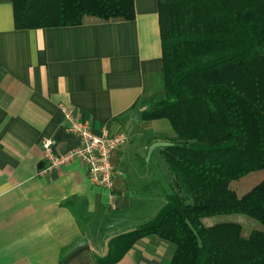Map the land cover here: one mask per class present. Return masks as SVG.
<instances>
[{
  "label": "crops",
  "instance_id": "obj_1",
  "mask_svg": "<svg viewBox=\"0 0 264 264\" xmlns=\"http://www.w3.org/2000/svg\"><path fill=\"white\" fill-rule=\"evenodd\" d=\"M133 2L131 20L16 29L11 0H0V264H97L160 208L123 163L128 142L174 134L166 119L140 118L164 93L163 64L157 0ZM61 106L96 134L126 135L112 189L92 184L79 158L40 173L44 138L61 152L77 145ZM174 250L150 234L113 264H169Z\"/></svg>",
  "mask_w": 264,
  "mask_h": 264
},
{
  "label": "trees",
  "instance_id": "obj_2",
  "mask_svg": "<svg viewBox=\"0 0 264 264\" xmlns=\"http://www.w3.org/2000/svg\"><path fill=\"white\" fill-rule=\"evenodd\" d=\"M11 3L16 29L134 18L133 0ZM157 3L164 93L140 118L166 119L173 130L177 142L159 150L173 189L97 264H113L150 234L174 245L169 264H264V0ZM257 172L253 184L233 187Z\"/></svg>",
  "mask_w": 264,
  "mask_h": 264
},
{
  "label": "built area",
  "instance_id": "obj_3",
  "mask_svg": "<svg viewBox=\"0 0 264 264\" xmlns=\"http://www.w3.org/2000/svg\"><path fill=\"white\" fill-rule=\"evenodd\" d=\"M61 108L68 121L66 131L76 137L77 145L61 152L54 148V141L51 138H44L41 147L45 166L40 173L47 174L79 158L85 163L86 173L92 184L112 189L115 168L111 163V155L127 143L126 135L124 133L109 135L105 130L101 134H96L87 122L74 117L70 109L63 106Z\"/></svg>",
  "mask_w": 264,
  "mask_h": 264
},
{
  "label": "rangeland",
  "instance_id": "obj_4",
  "mask_svg": "<svg viewBox=\"0 0 264 264\" xmlns=\"http://www.w3.org/2000/svg\"><path fill=\"white\" fill-rule=\"evenodd\" d=\"M134 141L132 143L128 142L126 144L125 151H127V155L123 157V163H132V164L135 163V166L138 167L136 169L137 175L140 176L138 185L140 186L142 185L143 187L147 188V190L149 189L148 190L149 197L152 200L151 206H153L152 211L155 212V210L160 207L157 210V212L153 214V216L148 221L144 222L147 223L151 219H153L156 216V214L159 212V210L163 207V205L166 202V194L171 189H173L171 176L168 172L166 163L163 162L161 156L159 155V150L163 148L165 145L172 144L177 141L174 135L161 136L158 134H154V135L150 134L148 136H142L138 140L139 142L138 141L134 142ZM150 163L152 164L150 165ZM261 173L262 172L251 174L250 176H248V179L245 178V180L233 182L232 185L237 190L246 188L247 187L246 185L249 186L254 182H256L257 180H259L258 176ZM156 176L157 177L160 176L164 178V180L166 181L165 187L168 189H165V187L160 184ZM238 183H243L244 185L239 184L242 185L243 187H238L237 186ZM239 219L242 222L244 221V224H246L245 227H250L251 223H255L251 219L245 217H240ZM114 234L116 235L117 232H115Z\"/></svg>",
  "mask_w": 264,
  "mask_h": 264
}]
</instances>
